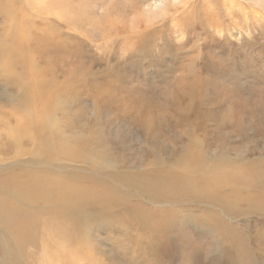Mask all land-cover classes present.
Masks as SVG:
<instances>
[{
  "label": "rangeland",
  "instance_id": "1",
  "mask_svg": "<svg viewBox=\"0 0 264 264\" xmlns=\"http://www.w3.org/2000/svg\"><path fill=\"white\" fill-rule=\"evenodd\" d=\"M234 2L121 60L97 0H0V207L27 218L0 264H264V20Z\"/></svg>",
  "mask_w": 264,
  "mask_h": 264
},
{
  "label": "clouds",
  "instance_id": "2",
  "mask_svg": "<svg viewBox=\"0 0 264 264\" xmlns=\"http://www.w3.org/2000/svg\"><path fill=\"white\" fill-rule=\"evenodd\" d=\"M194 7L195 0H97L95 19L107 29L106 47L111 52L118 50L119 58L123 60L141 40L150 34L159 37L165 27L171 30L175 50L189 46L185 45L186 22ZM228 13L238 14L249 22L264 20V0H235ZM216 35L220 40L233 38L222 29L217 30ZM240 35L249 36L250 28Z\"/></svg>",
  "mask_w": 264,
  "mask_h": 264
},
{
  "label": "bare ground",
  "instance_id": "3",
  "mask_svg": "<svg viewBox=\"0 0 264 264\" xmlns=\"http://www.w3.org/2000/svg\"><path fill=\"white\" fill-rule=\"evenodd\" d=\"M210 187H212V186H210ZM61 197L62 196H57V195H50L49 197L48 196H45V199L47 200V201H50V202H52V201H58V199L59 200H61ZM5 200V199H4ZM62 201V200H61ZM8 203V204H7ZM6 204L7 205H11L12 204V206L13 207H15L16 206V204L17 203H11L10 202V200L7 202ZM5 204V201H4V205H6ZM9 209H11V208H9ZM11 210H14V208H12ZM25 215L26 214H23V213H21L20 211H16V212H14V213H12V215L10 216L9 214H3L2 212H1V207H0V221H5V219H7V218H12V219H14V220H16V219H20V217L22 216L23 218H21V220L22 221H20V224L21 225H24V219H27L26 217H25ZM4 223V222H3ZM7 224H8V222H7ZM15 224V223H14ZM10 226V225H9ZM19 227V226H18ZM21 228V227H20ZM25 243V240H23V238H20V239H18V246L20 247V244L21 245H23ZM69 247H70V245H68ZM72 246V245H71ZM68 248V247H67ZM16 249V248H15ZM21 249V248H20ZM14 250V249H13ZM70 250V249H69ZM68 250V251H69ZM67 251V252H68ZM71 251V250H70ZM12 252V251H11ZM18 252L19 253H10L11 255H12V259H11V262L13 261L15 264H21L22 262H21V252L18 250ZM73 253H75L74 255H73V258H79L80 256H81V254H80V252L79 251H76V250H73L72 251ZM7 254V253H6ZM4 255V254H3ZM57 259H59L58 258V254L56 255V257H55V260L57 261ZM23 264H24V262H23Z\"/></svg>",
  "mask_w": 264,
  "mask_h": 264
}]
</instances>
